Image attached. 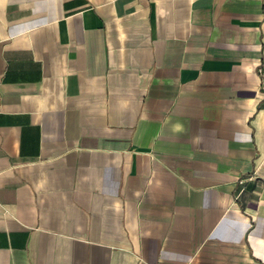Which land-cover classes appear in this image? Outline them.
<instances>
[{
  "label": "crops",
  "instance_id": "1",
  "mask_svg": "<svg viewBox=\"0 0 264 264\" xmlns=\"http://www.w3.org/2000/svg\"><path fill=\"white\" fill-rule=\"evenodd\" d=\"M0 264H264V0H0Z\"/></svg>",
  "mask_w": 264,
  "mask_h": 264
},
{
  "label": "built area",
  "instance_id": "2",
  "mask_svg": "<svg viewBox=\"0 0 264 264\" xmlns=\"http://www.w3.org/2000/svg\"><path fill=\"white\" fill-rule=\"evenodd\" d=\"M247 179H252V176L246 177L244 179H241L240 183H244Z\"/></svg>",
  "mask_w": 264,
  "mask_h": 264
}]
</instances>
